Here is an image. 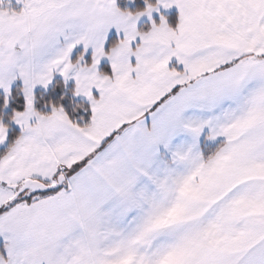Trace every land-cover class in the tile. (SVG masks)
Masks as SVG:
<instances>
[{
	"label": "snow or ice",
	"instance_id": "obj_1",
	"mask_svg": "<svg viewBox=\"0 0 264 264\" xmlns=\"http://www.w3.org/2000/svg\"><path fill=\"white\" fill-rule=\"evenodd\" d=\"M123 3L0 0V264H264V0Z\"/></svg>",
	"mask_w": 264,
	"mask_h": 264
},
{
	"label": "rangeland",
	"instance_id": "obj_2",
	"mask_svg": "<svg viewBox=\"0 0 264 264\" xmlns=\"http://www.w3.org/2000/svg\"><path fill=\"white\" fill-rule=\"evenodd\" d=\"M11 2H12V6L14 7V8H17V5L15 4V0H11ZM123 3V0H118V3L120 4V3ZM5 3H7V0H5ZM131 7V6H130ZM18 9V8H17ZM175 10H177V9H175L174 7L172 8V9H169V10H164V9H161V13H167V12H175ZM155 16H157V15H155L154 14V17ZM153 17V18H154ZM147 22V20H146V18L142 21V23H146Z\"/></svg>",
	"mask_w": 264,
	"mask_h": 264
},
{
	"label": "trees",
	"instance_id": "obj_3",
	"mask_svg": "<svg viewBox=\"0 0 264 264\" xmlns=\"http://www.w3.org/2000/svg\"><path fill=\"white\" fill-rule=\"evenodd\" d=\"M137 4H139L142 7L143 6L142 5V0H137ZM120 6L121 7H124L125 5H124V3L121 2L120 3ZM177 16H178V14L175 12V13H172V14L168 15L167 18H168V20H169L170 23H174V21H175V19H176Z\"/></svg>",
	"mask_w": 264,
	"mask_h": 264
},
{
	"label": "crops",
	"instance_id": "obj_4",
	"mask_svg": "<svg viewBox=\"0 0 264 264\" xmlns=\"http://www.w3.org/2000/svg\"><path fill=\"white\" fill-rule=\"evenodd\" d=\"M17 8H19V6H17ZM175 12L178 14V10H175ZM175 12H167V13L163 12L162 14L165 15V17L167 18L168 15H170L172 13H175ZM154 19L159 22V17L158 16H155Z\"/></svg>",
	"mask_w": 264,
	"mask_h": 264
}]
</instances>
